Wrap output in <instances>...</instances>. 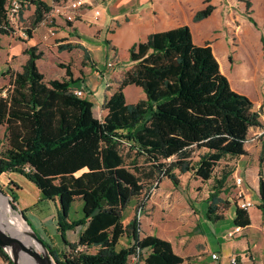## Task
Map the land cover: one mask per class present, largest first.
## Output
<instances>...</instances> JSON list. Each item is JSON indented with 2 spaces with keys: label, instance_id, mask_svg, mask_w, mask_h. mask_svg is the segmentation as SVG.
<instances>
[{
  "label": "trees",
  "instance_id": "trees-1",
  "mask_svg": "<svg viewBox=\"0 0 264 264\" xmlns=\"http://www.w3.org/2000/svg\"><path fill=\"white\" fill-rule=\"evenodd\" d=\"M8 1L0 0V35L14 29L7 14ZM203 1L193 20L212 10L213 5ZM23 2L34 5L24 28L27 37L49 4L44 0ZM249 5L244 0L243 14L256 26ZM259 40L263 48L262 34ZM242 47L247 68L240 69L239 83L244 82L243 75L248 79L259 67L256 49L247 36ZM24 52L28 57L19 70L7 67L2 72L7 83L0 87V125L5 137L0 143V172H19L37 187L41 197L55 196L61 210L60 231L85 224L76 241L64 240V250L44 242L56 264H126L128 255L143 247L147 249L144 264L180 262L182 258L167 239L138 234L135 216L123 223V208L131 198L149 192L161 178L175 186L178 174L189 171L194 178L208 182L206 219L222 218L229 205L220 195L228 189L227 178L233 169L229 161L244 153L248 128L263 125L250 98L230 87L208 42L193 43L187 24L149 32L127 48L130 66L103 98L105 113L100 119L93 116L89 99L73 93L76 78L71 77L68 64L57 62L67 78H44L35 65L41 51L30 45ZM131 83L142 89L144 97L126 102L122 87ZM221 159L223 164L215 171ZM10 184L16 186L13 181ZM257 192L256 206L264 216L260 170ZM9 195L15 199L11 187ZM75 198L81 200V217L66 221ZM232 202V223L246 225L247 210ZM122 235L130 242L116 247ZM0 256L11 264L1 248Z\"/></svg>",
  "mask_w": 264,
  "mask_h": 264
},
{
  "label": "crops",
  "instance_id": "crops-1",
  "mask_svg": "<svg viewBox=\"0 0 264 264\" xmlns=\"http://www.w3.org/2000/svg\"><path fill=\"white\" fill-rule=\"evenodd\" d=\"M44 1L47 4L51 2ZM249 1L251 8L255 6L259 14H264V0ZM208 2L213 5L210 13L193 20L192 15L203 6V0H97L100 13L96 19L91 17V9L86 8L73 21L55 17L50 23L39 22L30 29L27 37H22L18 28L27 25L34 7L29 2L22 6L12 20L13 31L0 35V69L5 70L9 67L19 70L28 57L24 48L35 45L41 51V55L35 59V65L44 78H67L64 67L57 65V62L68 64L71 77L76 78L72 88L88 90L86 98L91 101L92 114L100 119L105 113V109L101 107L103 98L117 86L123 71L130 66L127 48L133 42L142 40L149 32L187 24L192 42L195 44L208 42L230 87L235 91H242L240 87L246 88L247 81L252 75L248 79L247 75H243L241 80L244 82L239 83L237 78L240 69L232 68V56L230 60L227 56L231 51V41L235 39L232 38L233 32L239 39L234 27H239L240 24L245 26L246 30V21L230 8L233 0ZM239 8L243 13L244 5L240 4ZM237 18L239 21L236 25ZM50 28H53L52 33H49ZM242 41L246 44V35ZM64 44L66 46L61 47ZM244 58V65L247 68V54ZM107 61L111 64L106 65ZM1 79L5 81L7 75L4 74ZM122 91L126 102H135L144 97L142 89L132 83L124 85ZM260 117L262 118L261 114ZM260 128L258 134L264 132V125ZM230 162L233 165L230 175L241 177L239 186L233 183L235 191L231 194L236 197L241 190V197L252 202L245 208L248 223L240 226V230L233 236L224 235V232L234 225L233 200L229 201V205L223 210L222 218L210 221L204 216L205 196L197 201L184 200V203L178 201L180 214L169 216L168 222L166 219L164 225L160 224L155 215L141 218L139 223L141 228L138 229L137 226L138 234L140 236L155 234L167 239L174 253L182 258L180 262L174 264H226L230 255H235L239 264H251L255 260L264 261V216L256 206L259 202L258 170L264 181V134L251 143H246L245 140L244 153L231 158ZM13 172L20 174L12 170H4L0 174L9 179V184L10 181L15 182L16 186L10 184L15 204L23 210L38 236L52 248L53 246L58 248V251L66 248L65 241H76L85 224L79 223L60 231L58 221L61 210L58 199L55 196L41 197L37 187L22 174L20 175L25 181L20 180L19 184L10 177L12 176L10 173ZM184 175H191L193 181H200L189 171L179 173L178 179ZM156 189L158 190L156 194L162 192L159 190L160 186ZM151 203L155 204V200ZM80 217L81 200L75 198L70 202L65 219L70 221ZM176 218L180 219L179 226L175 224ZM170 219L175 222L171 223ZM126 238L130 242V238L127 236ZM118 243L117 241L116 247H122ZM140 250L141 256L136 264H144L143 257L147 249L143 247ZM210 252H215L216 258H211ZM6 262L0 256V264Z\"/></svg>",
  "mask_w": 264,
  "mask_h": 264
},
{
  "label": "rangeland",
  "instance_id": "rangeland-1",
  "mask_svg": "<svg viewBox=\"0 0 264 264\" xmlns=\"http://www.w3.org/2000/svg\"><path fill=\"white\" fill-rule=\"evenodd\" d=\"M234 2L231 3L230 8L232 11L237 15L238 13L240 16L246 21V30L245 26H242L239 24L238 26H235L234 29L239 35L238 37L235 35L234 32L232 34V46H231V51H230V59L232 56V68H235L237 70L239 69H245L246 66L244 65V60H245V53L243 50V45L244 41L243 38L246 35L247 39L250 41V45L255 47L256 49V54L258 55L259 59V67L250 77V80L248 79V84L246 88L240 87L242 93H245L250 100L253 103V107L258 111L259 117L260 114L262 115V118L260 117L263 125H264V114H262V111H264V61L262 59V51L264 50V45L262 48V44L259 40V34H262L264 37V14H259L258 10L256 9L255 6L251 8L249 5L250 9V15L256 22V26H253L247 19H245V16L242 12H240V4L242 6L244 5V0H233ZM9 2V1H8ZM253 9V10H252ZM223 15V14H222ZM235 24L237 25L239 19H235ZM26 27V24L22 26L24 29ZM239 28V29H238ZM225 63V62H224ZM1 67V65H0ZM220 70V69H219ZM4 69H0V87L4 86L7 83V79L4 81L3 78L4 74L2 73ZM89 78V77H88ZM3 83V84H2ZM3 92V91H2ZM262 125V126H263ZM260 127H250L247 130V135H246V143H251L254 142L264 134V132H261L258 134ZM5 141L4 133H3V126L0 125V143H3ZM196 152V151H195ZM194 152V153H195ZM224 159H221L217 165L215 166V171L218 170L219 164H223ZM230 162V161H229ZM186 174V173H184ZM10 177H12L14 180L17 182L25 181L23 177L18 174V173H10ZM19 184H21L19 182ZM160 186V191L162 190L161 193L156 194L158 191L156 188ZM178 187L174 186L172 182L169 179L166 178H161L156 186L151 187L149 192H142L138 197L136 198H131V200L125 205L123 208L122 212V222L125 223L127 220H129L132 216H135L136 220L138 221V229H140V219L143 217H148L155 215L157 220L159 219L160 224L164 225V221L168 218L169 216H177V214L180 210V207L178 206V201H181L184 203V200L187 202L189 201H197V200H202L204 196L207 194V188H208V182H201V181H193L191 175H184L182 177H179V182L177 184ZM9 179L5 177V175L0 174V190L2 194H4L7 198L9 197ZM227 191L221 192L220 195L224 198H226L229 201L235 200L236 197L231 194V192L235 191L234 186H233V176L229 175L227 178ZM156 189V190H154ZM229 198V199H228ZM152 200H155V204L151 203ZM155 205V206H154ZM42 207H45V205H41ZM25 215V214H24ZM26 217V216H25ZM27 219V218H26ZM171 223H174L175 220L170 219ZM179 220L176 218V226H179ZM29 222V221H28ZM30 223V222H29ZM169 225V223H167ZM30 225L33 228V224L30 223ZM34 229V228H33ZM35 230V229H34ZM36 231V230H35ZM118 245L124 246L128 245L129 241L127 240L125 235H122L119 240H118ZM55 250L58 248L54 247ZM141 255L139 254V257ZM5 264H8L7 262Z\"/></svg>",
  "mask_w": 264,
  "mask_h": 264
},
{
  "label": "built area",
  "instance_id": "built-area-1",
  "mask_svg": "<svg viewBox=\"0 0 264 264\" xmlns=\"http://www.w3.org/2000/svg\"><path fill=\"white\" fill-rule=\"evenodd\" d=\"M24 0H9L8 6H7V14L9 19L12 21L19 9L24 5ZM90 8L91 9V17L93 19H96L99 16L100 9L97 5V0H51L49 3L48 10L44 13L43 18L40 20L41 23H50L52 19L55 17H60L64 21H73L77 17H79L81 11L83 9ZM51 27V26H49ZM19 29L20 35L22 37H25V31L22 28V26ZM53 32V28L49 29V33ZM111 62L107 61L106 65H110ZM73 93L77 94L78 96L86 97L88 94V90L85 88H73ZM27 169V167L25 166ZM233 183L236 186H239L241 184V177L239 175L233 176ZM241 190L238 191L236 194L237 198L235 200V203L237 206L241 208H247L252 202L248 199H244L241 197ZM240 230V226L233 225L232 228L229 230H226L224 232V235L227 237L233 236L236 232ZM142 250L139 248H136L134 252L130 253L127 257V263L126 264H136L137 260L139 259V254ZM211 258H216L215 252H210ZM226 264H239L237 261V258L235 255H230L228 257V260ZM251 264H264L263 260H255Z\"/></svg>",
  "mask_w": 264,
  "mask_h": 264
},
{
  "label": "water",
  "instance_id": "water-1",
  "mask_svg": "<svg viewBox=\"0 0 264 264\" xmlns=\"http://www.w3.org/2000/svg\"><path fill=\"white\" fill-rule=\"evenodd\" d=\"M9 194V193H8ZM0 196L4 197L8 206V214H18L21 221L27 226L30 236L41 246L35 249L32 246H26L16 235L0 229V248L6 253L11 264H56L51 253L49 252L43 239L38 236L26 219L23 210L18 208L11 196L7 198L0 190ZM103 202V200L101 201ZM25 252V258L18 257V251Z\"/></svg>",
  "mask_w": 264,
  "mask_h": 264
},
{
  "label": "bare ground",
  "instance_id": "bare-ground-1",
  "mask_svg": "<svg viewBox=\"0 0 264 264\" xmlns=\"http://www.w3.org/2000/svg\"><path fill=\"white\" fill-rule=\"evenodd\" d=\"M8 206L4 197L0 196V229L8 231L22 240L24 245L40 249L41 246L30 236L27 226L21 221L18 214H8ZM18 257L25 258V252L18 251Z\"/></svg>",
  "mask_w": 264,
  "mask_h": 264
}]
</instances>
